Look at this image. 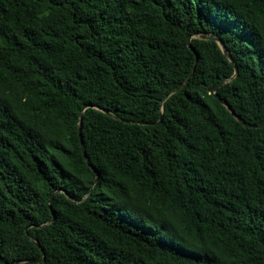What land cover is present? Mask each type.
<instances>
[{
    "label": "trees",
    "instance_id": "16d2710c",
    "mask_svg": "<svg viewBox=\"0 0 264 264\" xmlns=\"http://www.w3.org/2000/svg\"><path fill=\"white\" fill-rule=\"evenodd\" d=\"M214 87L264 120V0H0V264H264V126Z\"/></svg>",
    "mask_w": 264,
    "mask_h": 264
},
{
    "label": "water",
    "instance_id": "95a60500",
    "mask_svg": "<svg viewBox=\"0 0 264 264\" xmlns=\"http://www.w3.org/2000/svg\"><path fill=\"white\" fill-rule=\"evenodd\" d=\"M216 40V42L219 44V46H220V48H221V50H222V52L225 54V56H227V57H229V54H228V52H227V50H226V47L224 46V43L220 40V39H215ZM188 45L190 46V44L188 43ZM196 61H197V57L195 58V64H196ZM195 64H194V66H193V68L191 69V71L189 72V74L187 75V77L185 78V80L179 85V86H177L174 90H172L169 94H167L165 97H164V99L163 100H165L170 94H172V93H174L176 90H178L179 88H181L188 80H189V78L191 77V75L193 74V72H194V68H195ZM237 73V68L235 67V70H234V75ZM216 89H217V87H214L212 90H211V92L210 93H212L213 95H214V97H216L232 114H233V116L238 120V121H240L242 124H244V125H247V126H250V127H261V126H264V120L262 121V122H260V123H258V124H251V125H248V124H245L240 118H239V116H237L235 113H234V111L230 108V106H229V104L225 101V100H223V99H221L215 92H216ZM103 112H105V113H108V114H110L107 110H104V109H101ZM160 120H158V122H159ZM81 122H82V113H80V115H79V121H78V135H79V140H80V145H81V147H82V152H83V156L85 157V159H86V162L90 165V162L87 160V158H86V154H85V151H84V149H83V140H82V134H81ZM67 195V194H66ZM52 196V195H51ZM51 196H50V198H51ZM49 207H50V204H49ZM54 219V216H53V212H52V218H51V220H53ZM37 244V243H36ZM38 245V244H37ZM41 251H42V257L39 259V260H43L44 259V254H43V249H41Z\"/></svg>",
    "mask_w": 264,
    "mask_h": 264
}]
</instances>
